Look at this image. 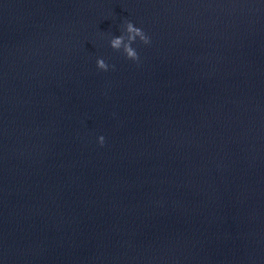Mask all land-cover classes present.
Here are the masks:
<instances>
[{
	"label": "clouds",
	"instance_id": "1",
	"mask_svg": "<svg viewBox=\"0 0 264 264\" xmlns=\"http://www.w3.org/2000/svg\"><path fill=\"white\" fill-rule=\"evenodd\" d=\"M123 33L119 36H114L110 39V46L115 51H121L125 55V57L134 62L139 61V54L135 48L132 47V44L136 42L137 38L143 44H149L150 37L143 31L142 28L137 27L133 24V22L125 20L123 24ZM97 68L102 71H108L110 67L114 68L115 66H110L103 58H98L96 61ZM98 142L103 145L105 142V138L100 136L98 138Z\"/></svg>",
	"mask_w": 264,
	"mask_h": 264
}]
</instances>
